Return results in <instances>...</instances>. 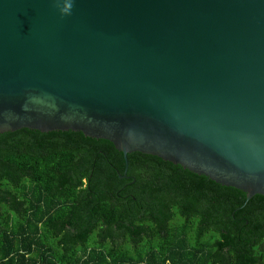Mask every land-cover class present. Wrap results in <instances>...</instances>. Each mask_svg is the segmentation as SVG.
Listing matches in <instances>:
<instances>
[{
	"label": "water",
	"instance_id": "95a60500",
	"mask_svg": "<svg viewBox=\"0 0 264 264\" xmlns=\"http://www.w3.org/2000/svg\"><path fill=\"white\" fill-rule=\"evenodd\" d=\"M20 127L264 195V0H0V132Z\"/></svg>",
	"mask_w": 264,
	"mask_h": 264
},
{
	"label": "trees",
	"instance_id": "16d2710c",
	"mask_svg": "<svg viewBox=\"0 0 264 264\" xmlns=\"http://www.w3.org/2000/svg\"><path fill=\"white\" fill-rule=\"evenodd\" d=\"M126 160L79 130L1 131L0 264H264V195Z\"/></svg>",
	"mask_w": 264,
	"mask_h": 264
},
{
	"label": "flooded vegetation",
	"instance_id": "af4514ba",
	"mask_svg": "<svg viewBox=\"0 0 264 264\" xmlns=\"http://www.w3.org/2000/svg\"><path fill=\"white\" fill-rule=\"evenodd\" d=\"M125 175V177L127 178V177H130V176H128V175H126V174H124ZM118 176H119V173H118ZM123 176V175H122Z\"/></svg>",
	"mask_w": 264,
	"mask_h": 264
}]
</instances>
